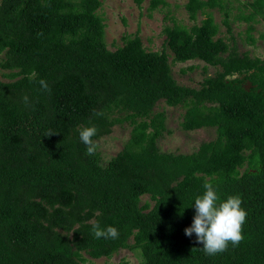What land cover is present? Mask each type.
<instances>
[{"label": "trees", "instance_id": "1", "mask_svg": "<svg viewBox=\"0 0 264 264\" xmlns=\"http://www.w3.org/2000/svg\"><path fill=\"white\" fill-rule=\"evenodd\" d=\"M100 7L0 0V264H84L123 250L138 264H264V58L218 37L205 11L225 10L223 0H187L189 20H203L166 27L160 52L144 49L139 36L110 51ZM247 7L240 19L254 44L264 0ZM167 51L172 63L197 60L216 71L197 89L180 85ZM159 102L183 108V131L213 129L214 138L189 154L162 151ZM124 125L128 139L103 163L98 141ZM90 126L98 130L93 155L79 136ZM205 183L220 201L239 195L247 212L244 239L214 256L184 233ZM92 221L119 237L95 238Z\"/></svg>", "mask_w": 264, "mask_h": 264}, {"label": "rangeland", "instance_id": "2", "mask_svg": "<svg viewBox=\"0 0 264 264\" xmlns=\"http://www.w3.org/2000/svg\"><path fill=\"white\" fill-rule=\"evenodd\" d=\"M154 1L101 0V7L97 13L103 18L105 43L110 51L122 46L125 36H139L144 49L160 52L165 49L164 29L166 27H171L176 22L190 28L193 24L199 25L204 18V15L199 14L195 22L189 20L185 10L187 0H158L160 2L153 6ZM248 2L251 0H223L225 10L213 9L205 12L211 13L215 24L219 27L218 37L226 41L229 36H232L240 52H248L251 57L264 58V20L258 18L260 21L252 24L253 30L250 32V36L255 42L250 44V41L247 40L249 24L240 19V16H245L250 12L249 7L245 8ZM224 12L228 14L226 17ZM225 18L231 27V34L227 32L226 26L223 24ZM167 52L173 77L180 85L197 89L204 76H213L216 71L215 68L197 60L172 63V54ZM2 75L3 72L0 71V80H5ZM246 86L248 87V85ZM155 111H163L166 116V132L158 140V146L164 152L189 154L195 151L202 142L214 138L213 129L183 131L180 124L184 110L181 107L172 108L159 102ZM129 132L130 128L126 125L115 126L110 135L98 141V149L103 163H106L122 149L128 139ZM84 264H138V260L132 253L123 250L110 259L86 257Z\"/></svg>", "mask_w": 264, "mask_h": 264}, {"label": "clouds", "instance_id": "3", "mask_svg": "<svg viewBox=\"0 0 264 264\" xmlns=\"http://www.w3.org/2000/svg\"><path fill=\"white\" fill-rule=\"evenodd\" d=\"M39 84L42 90L51 91L45 80L41 79ZM28 100L29 98L25 96V103ZM97 131L95 126L83 127L79 130L80 140L87 146L88 155H93L97 149V144L92 139ZM203 187L206 191L195 197L193 222L185 228L184 233L188 237L194 233L196 242L203 245L205 254L214 256L225 252L229 243L235 247L244 239L242 226L246 221L247 212L241 207L242 199L239 195L228 196L226 200L220 201L213 184L205 183ZM92 231L97 239L119 237L117 228L112 226L102 228L97 221H92Z\"/></svg>", "mask_w": 264, "mask_h": 264}]
</instances>
